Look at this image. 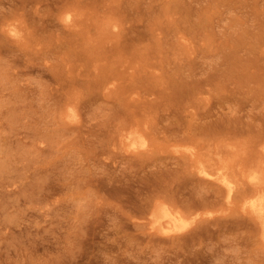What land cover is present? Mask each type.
<instances>
[{"label":"rangeland","instance_id":"obj_1","mask_svg":"<svg viewBox=\"0 0 264 264\" xmlns=\"http://www.w3.org/2000/svg\"><path fill=\"white\" fill-rule=\"evenodd\" d=\"M5 18L0 264H264V0H0ZM157 206L188 227L153 235Z\"/></svg>","mask_w":264,"mask_h":264},{"label":"bare ground","instance_id":"obj_2","mask_svg":"<svg viewBox=\"0 0 264 264\" xmlns=\"http://www.w3.org/2000/svg\"><path fill=\"white\" fill-rule=\"evenodd\" d=\"M10 1H12V0H10ZM3 13V12H2ZM6 14V13H5ZM2 18V17H1ZM8 18H10L9 16H8ZM6 20H7V18H5L4 20H0V28L1 27H5L6 29H4V31H3V33L4 34H2V37H6V38H8L9 40H8V42H17V41H19L20 40V38L22 37V35H21V33H20V31L19 30H17V28L15 27V26H13L12 24H5L4 25V23L6 22ZM72 20H71V18L69 17V16H67L66 17V19H65V22H66V26L65 27H69L71 24H70V22H71ZM77 24V23H76ZM75 24V25H76ZM18 27V26H17ZM113 27H114V25H113ZM69 28H71V27H69ZM73 28V27H72ZM112 28V27H111ZM115 28V27H114ZM74 29V28H73ZM111 32V31H110ZM2 33V32H1ZM106 34H108V33H106ZM116 34V33H115ZM4 35V36H3ZM23 39V38H22ZM152 40V39H151ZM7 42V41H6ZM17 44V43H16ZM6 45V44H5ZM8 47V46H7ZM90 48V47H89ZM178 53V52H177ZM180 58V57H179ZM182 59V58H181ZM126 67V66H125ZM121 71V70H120ZM108 82V81H107ZM201 103V102H200ZM69 106V105H68ZM195 106V105H194ZM200 107V106H199ZM70 108V107H69ZM75 110V109H74ZM229 125V124H228ZM214 127V126H213ZM216 127H218V126H215V129L217 130V128ZM222 127H224V126H222ZM226 127V126H225ZM231 128V127H230ZM234 128V127H233ZM214 129V130H215ZM225 129H229L228 127H226ZM219 130H220V132H221V129L219 128ZM233 130V129H232ZM237 129L235 128V131H236ZM209 131H212V129L211 130H209ZM229 131V130H228ZM227 131V132H228ZM214 132V131H213ZM217 132V131H216ZM239 132V131H238ZM225 133V132H224ZM232 133V132H231ZM123 134V137H124V139L125 140H129V141H131L132 140V138H129L130 137V133H129V136H127L128 135V133H127V135H124V134H126V133H119V135H122ZM229 134V133H228ZM239 134V133H238ZM237 134V135H238ZM122 140H123V138H122ZM130 144V145H129ZM129 144H128V147H130L131 149L132 148H138L139 146H143V142L141 143V144H139V145H134V144H132V143H130L129 142ZM229 145V144H228ZM241 148V147H240ZM245 150V149H244ZM137 152V151H136ZM211 152V151H210ZM222 152V151H221ZM261 152V151H260ZM243 154V153H242ZM191 155V154H190ZM210 155L211 154H209V157H210ZM187 156V155H186ZM194 158H196L195 157V155H192ZM212 156V155H211ZM256 156V155H255ZM189 158V157H188ZM192 158V157H191ZM252 158V157H251ZM259 158V157H258ZM255 159V158H254ZM189 160V159H188ZM191 160V159H190ZM248 160V159H247ZM251 160V159H250ZM262 160H264V159H262ZM193 161V160H192ZM210 161H211V159H210ZM200 162V161H199ZM245 162V161H244ZM257 162V161H256ZM260 162H261V160H260ZM240 163V162H239ZM235 165V164H234ZM256 165V164H255ZM208 166V165H207ZM205 167V166H201V167H198L197 168V170H196V173L195 174H197V175H199V182L200 183H205V184H211V183H215V182H217L216 184H218L219 183V185L221 186H223L224 187V189H225V191H226V195H227V198H231L232 196H231V193H233L234 192V188H233V185H234V183L232 184V182H231V180L226 176V174L225 173H222V172H224L223 170L222 171H219V172H215V170L214 171H211L210 169H209V167ZM212 166V165H211ZM222 166V165H221ZM241 166V165H240ZM249 166V165H248ZM217 167V166H216ZM223 167V166H222ZM257 167H258V165H257ZM214 168V167H213ZM254 168V167H253ZM256 168V167H255ZM224 169V168H223ZM251 169V168H250ZM260 169V168H259ZM258 169V170H259ZM227 170V169H226ZM221 172V173H220ZM227 172V171H226ZM227 173H229V172H227ZM232 173V172H231ZM258 173H260V172H258ZM258 173L257 172H253L251 175L249 174L248 175V181L249 182H252V183H246V184H249V185H253V188H255L254 190L255 191H261V190H264V186H262V185H264V184H260V183H258L260 180H261V176H259L258 175ZM227 175H229V174H227ZM235 177V176H234ZM165 179V178H164ZM262 181H264V180H262ZM159 182H160V180H159ZM233 182H234V179H233ZM247 182V181H246ZM154 184L155 183H152V187H154ZM215 184V185H216ZM156 185V184H155ZM159 186H160V183H159ZM221 186V187H222ZM220 187V188H221ZM246 187V186H245ZM248 187V186H247ZM250 187L251 186H249L248 188L250 189ZM248 188H247V191H248ZM239 190V189H238ZM222 191H223V189H222ZM245 192H246V188H245V190H244ZM258 191V192H259ZM236 192V191H235ZM174 194V193H173ZM234 194V193H233ZM254 194H256V192L254 193ZM155 195V194H154ZM224 195V194H223ZM222 195V196H223ZM237 195V194H236ZM156 196V195H155ZM231 196V197H230ZM154 197V196H153ZM237 197V196H236ZM245 197V196H244ZM261 197V196H260ZM150 198H152V197H150ZM155 199V198H154ZM149 201V200H148ZM148 201L146 202V203H148ZM151 201V200H150ZM194 202V201H193ZM145 203V204H146ZM151 203H152V201H151ZM180 203V202H179ZM219 203H220V201H219ZM183 204V203H182ZM187 204V203H186ZM222 204V203H221ZM148 205V204H147ZM151 205V204H150ZM196 205V204H195ZM198 205V204H197ZM155 206V205H154ZM186 206H188V205H186ZM199 206H200V204H199ZM198 206V207H199ZM202 206V205H201ZM149 207V206H148ZM191 207H193V205H191ZM195 207V206H194ZM146 208V207H145ZM145 208H144V210H145ZM187 208L188 207H186V210H187ZM197 208V207H196ZM147 209V208H146ZM178 209V208H177ZM248 209H250V214L251 215H253L254 217H255V223H256V225H258L259 226V232H258V234L260 233V236H261V240H262V242H264V197H262V199L260 198L259 200L256 198L255 200H253L252 202H249V205H248ZM143 210V211H144ZM190 210H191V208H190ZM149 211V210H148ZM146 212H147V210H146ZM150 212V211H149ZM148 212V213H149ZM233 212V211H232ZM238 212V211H237ZM187 214V213H186ZM189 214V213H188ZM191 215L193 214V213H190ZM143 215V214H142ZM186 215H181V214H179L178 212H176V211H174V210H171V209H169V208H165V207H162V206H157V208L155 209V210H152L151 212H150V218H149V224L151 225V229H154L155 230V233H152L153 235H156V234H164V233H167V232H171V231H178V230H183V229H185L186 228V226L189 224V222H188V220H187V218L185 217ZM193 216H194V214H193ZM196 216V215H195ZM252 216V217H253ZM191 217V216H190ZM250 217V216H249ZM197 219H200L199 217H197ZM190 220V219H189ZM200 220H203L202 218L200 219ZM191 222H198V221H196V217H192V220H191ZM255 225V224H254ZM139 226V225H138ZM141 226V225H140ZM188 227V226H187ZM257 227V226H256ZM258 228V227H257ZM256 228V229H257ZM143 229H145V228H143ZM153 230V231H154ZM256 232H257V230H256ZM204 236V232H199V233H197L195 236H193L192 238H194V239H192V240H195L196 238L197 239H201L202 237ZM183 242H184V244H186V243H188L187 242V239H181ZM261 242V241H260Z\"/></svg>","mask_w":264,"mask_h":264}]
</instances>
